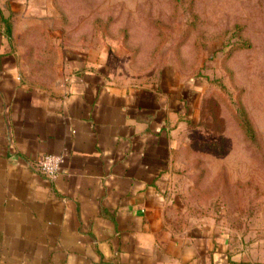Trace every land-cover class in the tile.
<instances>
[{"label":"crops","instance_id":"0c3cea01","mask_svg":"<svg viewBox=\"0 0 264 264\" xmlns=\"http://www.w3.org/2000/svg\"><path fill=\"white\" fill-rule=\"evenodd\" d=\"M46 13L0 0V264H264L169 195L185 96L40 56L56 46ZM45 153L65 157L53 180L37 168Z\"/></svg>","mask_w":264,"mask_h":264},{"label":"rangeland","instance_id":"374dc122","mask_svg":"<svg viewBox=\"0 0 264 264\" xmlns=\"http://www.w3.org/2000/svg\"><path fill=\"white\" fill-rule=\"evenodd\" d=\"M39 4L56 40L40 56L81 59L114 85L173 105L185 96L172 118L169 195L183 216L207 220L233 249L264 261V0Z\"/></svg>","mask_w":264,"mask_h":264},{"label":"built area","instance_id":"2783aa9c","mask_svg":"<svg viewBox=\"0 0 264 264\" xmlns=\"http://www.w3.org/2000/svg\"><path fill=\"white\" fill-rule=\"evenodd\" d=\"M64 161L63 154L45 153L37 161V168L46 178L53 180L57 177Z\"/></svg>","mask_w":264,"mask_h":264}]
</instances>
